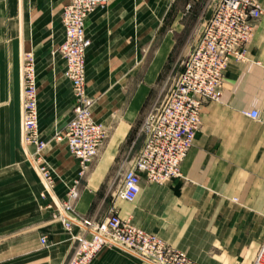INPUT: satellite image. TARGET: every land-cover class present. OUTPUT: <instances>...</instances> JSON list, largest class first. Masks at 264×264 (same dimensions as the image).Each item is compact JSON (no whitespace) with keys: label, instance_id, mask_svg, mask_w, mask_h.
<instances>
[{"label":"crops","instance_id":"obj_1","mask_svg":"<svg viewBox=\"0 0 264 264\" xmlns=\"http://www.w3.org/2000/svg\"><path fill=\"white\" fill-rule=\"evenodd\" d=\"M65 5L66 0H0V264H67L76 238H91L92 228L112 209L200 264H210L211 254L216 262L229 258L231 264H253L264 243V135L250 136L235 118L242 115L254 122L258 119L242 111L261 113L264 70L247 60L255 57L256 46L250 44L256 31L247 48V63L230 61L220 101L216 107H205L206 122L182 165L181 177L165 184H149L143 178L137 200L126 203L112 199L108 179L116 162L131 155L126 148L139 113L175 46L171 38L164 41L147 75L140 67L145 48L173 10L172 26L182 25L189 13L187 0H108L87 18L86 35L92 44L87 52L86 86L89 95L100 98L93 117L105 125L107 142L83 175L67 146L54 140L72 120L75 105L72 85L64 75L66 63L59 53L65 37ZM208 17L201 22L189 55ZM32 52L38 140L43 148L25 142L23 57H33ZM214 112L217 124L211 127ZM227 113L232 117L226 119ZM215 128L217 136L212 135ZM230 130L238 135L229 136ZM237 145L258 146V160L252 167L234 163ZM33 152L44 167L50 166L48 175L59 204L52 197L33 198L34 187H40L33 175ZM72 190L78 192L76 199H70ZM2 193L8 194L3 206ZM64 217L74 222L72 230L66 229ZM42 237H47V244H42ZM91 264H140V258L110 246Z\"/></svg>","mask_w":264,"mask_h":264},{"label":"built area","instance_id":"obj_2","mask_svg":"<svg viewBox=\"0 0 264 264\" xmlns=\"http://www.w3.org/2000/svg\"><path fill=\"white\" fill-rule=\"evenodd\" d=\"M108 0H66L62 14L65 37L59 53L66 63L65 77L70 81L75 105L73 118L54 138L64 143L78 160L83 175L96 160L107 140L103 124L91 112L86 96L87 52L91 40L86 35V21ZM263 14L260 0H218L205 23L199 42L189 55L177 79L164 86L161 95L149 106L140 124L137 139L143 144L127 168L129 156L120 166L122 180L113 196L134 203L141 193L143 178L149 184H165L181 177V168L194 146L202 125L205 103L219 102L228 65L232 59L243 62L258 20ZM35 62L31 55L23 61L24 131L27 146L44 144L38 140V86ZM169 86V87H168ZM245 116L257 120L253 109ZM44 178L51 186L46 169ZM78 192L72 190L70 199ZM68 209V208H67ZM72 230L74 222L64 217ZM86 228L87 226L81 225ZM91 238H76L74 251L67 264H90L108 246H115L149 264H196L181 252L169 247L161 237L146 232L121 217L116 209L91 230ZM42 237V244H47ZM253 264H264V243Z\"/></svg>","mask_w":264,"mask_h":264},{"label":"rangeland","instance_id":"obj_3","mask_svg":"<svg viewBox=\"0 0 264 264\" xmlns=\"http://www.w3.org/2000/svg\"><path fill=\"white\" fill-rule=\"evenodd\" d=\"M179 1H182V0H179ZM260 1H261V5L263 8V14L257 22L256 35L250 44L252 46H256V47H254L255 49L253 52V55L255 57L248 56L247 60H251L257 66L259 64V67L263 68V70H264V0H260ZM195 2L196 3H194V2L190 3L189 0H187V5H188L187 10L189 12L188 16L182 21V25L179 27H176V28H174L172 26V23H173V20L175 17V12H174L175 10H173L171 12V14L168 16V20H166V23L163 25L162 29L156 34V38L154 39V41L147 48H145V58H144V61L140 67L142 69V72L147 75L149 70L153 66L152 62H153L154 58L156 57L158 51H160L159 50L160 46L164 43V41L171 38V41L174 42V46H175L172 49L170 57H169L168 61L166 62V64L164 65L162 72L160 73V75L157 78V80L155 81V83L151 86L150 95H149V97L146 101V104L144 105V108L142 109L141 113H139L138 122L136 123V126L132 132V135L130 137V140H129L127 148H126L127 149L126 152H128L129 155L131 154L129 156V162L127 164V168L130 167L131 161H133V159L135 158V156L137 155V153L139 152V150L143 144L142 138L138 139L137 141H136V139H137V134H138L140 124L144 118V115H145L147 109L161 95L164 86L167 85V83L170 86L177 79V77L181 74V72L183 71V69L185 67V63L188 59V55L192 49L191 46L193 45V43L195 42V39L197 38L198 34L201 31V27H202V24L204 22V18H206L207 15L209 16L208 19L210 18L218 0H195ZM201 22H202V24H201ZM183 23H184V25H183ZM182 26H185V27H182ZM52 36H53V39L55 40L56 34L53 33ZM32 54H33L34 62L36 64L35 52H32ZM245 61H244V63H247V61L246 62ZM35 70H36V65H35ZM35 74L37 77V71L35 72ZM137 81L140 84V74H139V79ZM94 91H96L95 88H94ZM106 92H107V89H105V93ZM86 96L91 101V112H92V115L94 116L93 109H94L95 105L97 104V101L100 98L98 96L89 95L87 86H86ZM209 105L216 107L217 103L216 102L205 103V105L203 107L204 118L202 121L201 128H200L199 132L197 133V135L202 131V128L204 127V124L206 122L205 113H204L206 111L205 107L209 106ZM258 108L260 109L261 113H260V118L257 121H254V122L251 120L248 121V119H246L242 115H239V116H237V118H235L236 121L240 122V124L242 126L247 128L248 132H250L249 133L250 136L252 134L255 136H263L264 135V95L260 98V103L258 105ZM245 111H247V110H243L242 114ZM225 115H226V119L228 117H232L231 113H227ZM209 121H210L211 127H213V126L216 127L217 114L215 112L209 118ZM99 122H101V121H99ZM103 126L105 127V125H103ZM215 131H216V128L214 129V131L212 133L213 136H217V133H215ZM106 132H107V130H106ZM235 133L236 132L234 130H230L228 135L229 136L238 135ZM106 142H107V140H106ZM104 146H103V148H104ZM256 147H258V146L252 145V146L246 147V145L245 146L244 145H237V151L239 150L238 151L239 154L236 153L235 156H236L237 160H234V163H236L237 165L244 167L246 169L252 167V165H254L256 163V160H258V156L255 155ZM240 153H242V154H240ZM32 154L34 155V159L38 163V166L40 167V169L44 168V169H46L47 172L51 173L50 166H46L47 168L44 167L45 164L43 162H40L38 156H36V153L33 152ZM121 164H122V158L116 162V165L112 168L111 173H110V177L108 179V183H111V186L113 188V192H115V190L117 189L118 185L120 184V182L122 180V175H121V170H120ZM33 175H34V178H36V182H37L38 186H40V187H36V188L34 187V190L31 193L33 198L34 199L36 198V200H40V201L43 198H48L49 200H51L52 196L50 195L48 190L45 188V186H44L43 182L41 181V178L37 174V171H36L34 166H33ZM3 182H2V184H5L7 181L4 183ZM1 196H2L1 197V204L3 206L4 202L7 201L8 194L2 193ZM113 198H115V197H112V199ZM3 210L4 209L1 208V212H3ZM168 246L171 247L169 244H168ZM109 247H106V248H109ZM106 248H104V249H106ZM171 248H173V247H171ZM173 249L181 252L182 254L187 256L189 259H191V257L188 255V253H186L182 250L176 249V248H173ZM214 253H216L215 250H214ZM213 256L214 255L211 254L210 257L212 258ZM211 258H210V260H211L210 264H217V263L218 264H231L229 258H225L224 260H221L219 262L215 261V260H218L216 256L213 257L214 259H211ZM191 260L193 262H195L196 264H200V263L194 261L193 259H191ZM212 260H214V261H212ZM140 264H148V263L140 259Z\"/></svg>","mask_w":264,"mask_h":264},{"label":"bare ground","instance_id":"obj_4","mask_svg":"<svg viewBox=\"0 0 264 264\" xmlns=\"http://www.w3.org/2000/svg\"><path fill=\"white\" fill-rule=\"evenodd\" d=\"M168 49H169V48H168ZM168 49H166V51H165V53H164V57H165V54L167 53V50H168ZM161 53H162V51H161ZM161 53H159V54H161ZM23 56H24V55H23ZM23 61H24V57H23ZM26 146H27V145H26ZM26 148H28V147H26ZM30 160L32 161V164H33V166L35 167V169H36V171H37L39 177L41 178V181L43 182L45 188L48 190V192L50 193V195L52 196V198L55 199V200L57 201L56 197H55L54 194H53L52 187H51L50 185H48L46 179L44 178L43 170L40 169V167L38 166V163L35 161V159H34V155H33V154H30ZM57 203L59 204V201H57ZM60 206H61V205H60ZM63 214H64V213H63ZM133 256H134V255H133ZM135 257H136V256H135ZM137 258H138V257H137Z\"/></svg>","mask_w":264,"mask_h":264}]
</instances>
